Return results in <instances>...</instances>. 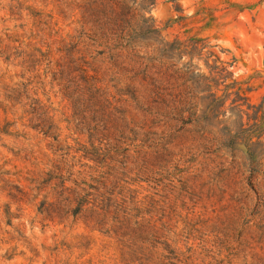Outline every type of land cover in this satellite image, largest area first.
Segmentation results:
<instances>
[{"label": "rangeland", "instance_id": "374dc122", "mask_svg": "<svg viewBox=\"0 0 264 264\" xmlns=\"http://www.w3.org/2000/svg\"><path fill=\"white\" fill-rule=\"evenodd\" d=\"M62 1L0 0V264H113L111 242L90 231L80 216L59 224L39 210L42 201L52 199L49 189L43 188L46 162L53 157L48 146L52 139L26 127V94L48 110L61 128V139L70 135L71 142L78 135L68 129L72 105L59 82L42 70H26V34L37 11L52 14L61 36L76 34L78 26L70 21L77 15L67 18V11L63 17L58 7ZM142 11L161 28L149 41L192 36L204 39L208 47L170 57L192 75L184 83L185 102L180 107L185 111L178 116L168 108H155L145 126L158 134L182 130L155 149L154 180L133 187L138 198L154 201L156 217L162 219L158 222L170 227V241L194 245L195 253L207 261L219 253L224 257L229 254L226 245L237 246L236 233L247 210L252 225H264V134L254 144L252 157L239 137L236 145H226L241 124L237 111L230 108L233 81L248 88L242 96L264 111V0H156ZM146 43H139L141 51ZM214 66L225 67L230 77L208 81L201 76H215L219 71ZM12 94L20 96L18 104L7 99ZM223 97L227 99L218 107L216 99ZM132 105L137 106L135 101ZM133 112L131 127L140 131L145 111ZM78 139L85 141L84 136ZM232 159L241 164L243 176H252V184L240 175L235 180L216 176L219 162L226 160L228 165ZM250 164L252 174L247 170ZM74 172L79 185L95 183L97 174L89 167L76 164ZM242 255L237 254L239 261ZM246 260L257 263L254 257Z\"/></svg>", "mask_w": 264, "mask_h": 264}, {"label": "trees", "instance_id": "16d2710c", "mask_svg": "<svg viewBox=\"0 0 264 264\" xmlns=\"http://www.w3.org/2000/svg\"><path fill=\"white\" fill-rule=\"evenodd\" d=\"M155 1L63 0L59 13L64 17L69 11L67 18L77 15L70 21L78 26L76 34L67 36L60 35L52 14L33 13V25L26 34V70H42L59 82L72 105L68 129L85 137L83 142L78 137L69 142L70 135L61 139V128L48 110L26 94V127L52 139L48 146L53 157L47 159L43 178V188L49 189L52 199L42 201L39 210L59 224L70 216H80L90 231L111 242L113 264H253L247 257L251 261L254 257L255 264H264V225H252L248 210L235 234L237 246L226 245L229 254L221 257L219 253L207 261L195 253L194 245L170 241V227L158 222L162 219L156 217L154 201L147 196L138 198L133 187L154 180L155 149L166 137L182 130L177 127L169 134H158L145 126L155 108H168L178 116L185 111L180 107L185 102L184 83L192 75L170 57L174 52L208 47L204 39L192 36L170 42L163 38L158 43L149 41L161 28L142 10ZM147 40L141 51L139 43ZM214 68L219 71L215 76H201L208 81L230 77L225 67ZM233 83L235 98L230 108L237 111L241 124L226 145H236L239 137L246 154L252 157L254 144L260 143L264 134V111L262 105L250 104L249 97L242 96L248 88L244 89L240 81ZM19 97L12 94L7 99L18 104ZM226 99H216L218 107ZM239 99L244 103H236ZM134 108L145 111L140 131L131 127L135 125ZM225 162H219L217 177L235 180L240 175L249 185L253 183L251 175L243 176L241 164L234 159L228 165ZM76 164L96 172L94 184L79 185L74 178ZM252 169L250 164L247 170L251 174ZM261 187L264 189V180ZM239 252L243 253L240 261Z\"/></svg>", "mask_w": 264, "mask_h": 264}]
</instances>
